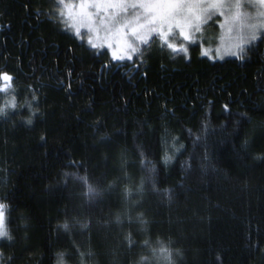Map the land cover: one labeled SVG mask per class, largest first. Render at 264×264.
I'll return each instance as SVG.
<instances>
[{
	"label": "trees",
	"instance_id": "trees-1",
	"mask_svg": "<svg viewBox=\"0 0 264 264\" xmlns=\"http://www.w3.org/2000/svg\"><path fill=\"white\" fill-rule=\"evenodd\" d=\"M63 8L0 0V264H264V40L114 60Z\"/></svg>",
	"mask_w": 264,
	"mask_h": 264
},
{
	"label": "snow or ice",
	"instance_id": "snow-or-ice-1",
	"mask_svg": "<svg viewBox=\"0 0 264 264\" xmlns=\"http://www.w3.org/2000/svg\"><path fill=\"white\" fill-rule=\"evenodd\" d=\"M69 2L71 0H58L60 5H65ZM226 2L227 0H79V16L81 22L89 26L90 32L93 29H95L97 34L101 31L104 32L105 38L108 40L107 47L113 49V59L119 60L127 58L131 60L133 59L132 55L125 57L123 53L128 52L143 57L157 36L162 44H166L169 49L173 51L182 49L183 45L170 42L174 31L178 30L179 37L183 41H189L190 36L194 32L201 31V24L209 19L219 6H223ZM233 2L239 5L241 0H233ZM254 2L259 5H264V0H254ZM86 6H92L97 10L95 12L86 10ZM71 11L75 12V8ZM221 14H223L222 8ZM256 28L257 26L253 25L246 37H238V39L246 41L249 45L257 39L264 40V31H260L258 35ZM77 34L81 38L84 36V33L81 32ZM89 44L92 48L96 47V44L91 40ZM141 45L144 47H140ZM236 48L243 53L244 48L240 44H237ZM201 54L209 56L210 58L217 56L223 58L224 55H235L236 53L231 50H225L223 52L217 50L213 53L209 48L208 51L202 49ZM238 58L243 57L241 55ZM0 81L5 82L4 84H0V91H3L5 86H11L13 77L8 73L0 72ZM33 99H35V96ZM4 114V109L0 108V115ZM27 123L31 124L32 120L29 119ZM171 159L172 157L165 156L163 158L165 165ZM67 175L69 174L65 173V176ZM79 179L87 184L86 177H79ZM85 194L94 197L100 196L103 193L93 186L88 185ZM6 207L5 204L0 203V238H7L11 241L12 236L6 228ZM117 221H119V217H117ZM140 222L142 224L145 223L142 218ZM62 227L67 230L68 224L65 223ZM81 227H87V224H83ZM128 240L131 245L133 242L130 236ZM157 251L166 254L164 255V259L168 261V264H171L170 253L165 246L161 244L158 250L153 249L154 254ZM63 255V253L58 254V264H64Z\"/></svg>",
	"mask_w": 264,
	"mask_h": 264
},
{
	"label": "rangeland",
	"instance_id": "rangeland-1",
	"mask_svg": "<svg viewBox=\"0 0 264 264\" xmlns=\"http://www.w3.org/2000/svg\"><path fill=\"white\" fill-rule=\"evenodd\" d=\"M73 8H75V12L71 11ZM221 8L223 14H221ZM86 10L95 12L97 9L92 6H86ZM63 11L64 18L69 23L70 29L75 36L82 39L89 47H91L89 44V41L91 40L96 44L94 49L106 50L113 59V49L107 47L108 40L105 38L104 32L101 31L97 34L95 29L90 32L89 26L86 23L81 22L79 16V0H71V2L65 4ZM253 25L257 26L256 30L258 35L260 31H264V5L256 4L254 0H241L240 4L237 5L233 0H227L223 6L217 8L209 19L201 24V31L194 32L190 36L189 41H183V39L179 37L178 30H175L170 42L178 45H182L181 43L189 44V42L198 43L203 47V50L208 51L210 48L213 53L217 50L220 52L231 50L236 54L224 55L223 58H234L241 54L236 48L237 44H240L244 50L249 46L246 41H241L238 37H246ZM78 32L84 33L83 38L77 34ZM140 47H143V45ZM184 51L185 50L182 49L178 50V55L184 53ZM123 55L125 57L128 55L135 57V54L128 52H124ZM223 58H220L219 56L215 57V59L218 60Z\"/></svg>",
	"mask_w": 264,
	"mask_h": 264
},
{
	"label": "clouds",
	"instance_id": "clouds-1",
	"mask_svg": "<svg viewBox=\"0 0 264 264\" xmlns=\"http://www.w3.org/2000/svg\"><path fill=\"white\" fill-rule=\"evenodd\" d=\"M171 264H175V262L174 261H171Z\"/></svg>",
	"mask_w": 264,
	"mask_h": 264
}]
</instances>
